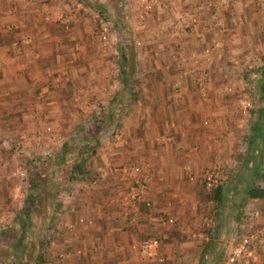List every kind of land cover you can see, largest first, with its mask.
<instances>
[{
	"label": "crops",
	"instance_id": "obj_1",
	"mask_svg": "<svg viewBox=\"0 0 264 264\" xmlns=\"http://www.w3.org/2000/svg\"><path fill=\"white\" fill-rule=\"evenodd\" d=\"M7 1L4 5L0 0V22L4 20L7 28H10L4 31L0 29V133L20 124L30 125L37 120L33 117L38 115V111L32 110L33 104L37 103L34 93L43 98L40 102L43 109L39 114L45 113L54 122L60 106L71 108V102L74 103L76 99L71 101L69 95L65 98L56 95L53 83L55 75L66 72L70 80L65 84L71 85L73 92H93L98 81L97 64L102 59L93 43L86 41L89 35L85 31V19L72 17L73 27L68 31H62L59 27L60 18L69 14L61 0H23L20 6L24 7H21L20 13L14 12L13 5L22 0H12L13 5ZM198 1L201 4L197 10L205 15L198 12L201 17L193 24V31L167 36L164 20L171 18L172 21L168 22L171 31L178 21L174 19L173 9L160 8L157 4H151L145 20L135 27L131 38L135 46L134 58L138 60L137 69L144 80L136 88H147L153 97L143 98L141 107L127 117L126 120L133 124L131 132H123L122 141L113 150L105 149L97 154L99 162L91 165V170L99 167L97 171L100 177L80 179L81 183L75 190L74 185L67 182L70 194L63 190L44 197L45 208L30 213L31 217H36V222H31V225L30 218L23 225V222L16 220V230L9 231L7 229L13 226V220L18 217L25 200L21 199L22 194L17 201L11 193H7L11 186L10 179H6L8 166L3 163L0 154V222L6 220L4 226L1 227L0 223V246L12 248L11 258L7 259L9 264H22L19 260L22 250L30 246L37 249L36 242L44 239L54 227L47 255L51 264H163L156 258L159 244L144 256L129 247L131 242L146 236L157 235L170 243H173L171 241L175 235L181 237L169 223L161 225L159 215L165 217L172 214L196 231L201 228L205 230L202 238L178 240L179 252L184 253L164 264H228L219 261L221 245L228 242L231 247L233 244L235 234L231 228L240 217L235 210L243 205L248 212L253 207L260 209L256 227L264 234V196L248 197L245 192L247 186L255 182L256 176L261 175L257 171L264 174L260 169L264 149V0L230 2L225 13H222L227 16L221 32L217 25L219 19L213 17L207 6L210 4L206 0ZM191 5V0H175L172 7L182 11L190 9ZM46 12H49V19L44 20L43 14ZM209 28L212 30H207ZM216 36L222 40V46L214 48ZM135 40L139 42L137 47ZM177 41L189 58L197 53L200 57L215 59L213 67L206 70L211 79H220L222 74L230 71L232 66L227 63V57H239L238 62L251 57L255 66L250 69L251 82L255 89L251 122L247 129L244 127V132L224 138L201 125L200 119L206 112L224 114L226 111L224 116L228 119V110L224 103L214 106L200 102L195 96L191 77L175 87V73L180 69L179 53L177 48H173V42ZM135 49H138L137 53ZM3 64L6 69L2 67ZM119 79L121 81L120 76ZM233 82L242 85L241 80ZM208 83L211 86L210 81ZM121 87L124 91L122 84ZM144 96L147 97V93ZM113 101L110 104H115ZM109 115L112 116V113ZM232 142L234 146L242 144L240 157L236 159V166L228 167V173L221 179V182H226L227 189L218 220L212 223L208 221L206 212L200 209L202 198L198 190L202 169L207 165H224L223 159L230 151L233 152L230 150L234 147ZM191 144L197 147L191 150ZM122 161L139 163L137 175L141 181L136 184V199L127 194L136 173L132 170L133 165L122 171L123 165L119 163ZM259 180L263 186L261 176ZM230 193L232 205L226 197ZM169 200L173 201L171 206ZM236 200L240 205L235 208L233 202ZM146 201L149 203L146 204ZM20 203L22 206L15 209ZM67 223H72V226ZM35 233L37 236H34ZM206 244L209 248L202 254ZM59 252H63V255L60 256ZM261 252L264 257V249ZM23 264H33V261L24 259Z\"/></svg>",
	"mask_w": 264,
	"mask_h": 264
},
{
	"label": "rangeland",
	"instance_id": "obj_2",
	"mask_svg": "<svg viewBox=\"0 0 264 264\" xmlns=\"http://www.w3.org/2000/svg\"><path fill=\"white\" fill-rule=\"evenodd\" d=\"M7 0H2V3L6 5ZM12 0L7 1L10 4ZM35 1V0H31ZM96 1H101L106 5V10L100 8L99 5L96 4ZM150 1V0H147ZM192 5L190 9H185L182 11H176L172 5L175 3V0H156L151 2V4H157L160 8H171L173 9L174 19L178 21V23L172 29H168V22L171 18H167L164 20V31L169 37H173L174 33H187L188 31H193V24L200 19L201 10L199 9V5L201 4L198 0H191ZM205 1V0H204ZM233 0H230L232 2ZM260 1V0H258ZM24 1H20V3H16L13 5L14 12L20 13V6ZM63 4H65V8L68 9L69 14L65 17H61L59 23L62 28V31L71 30L73 27V18L72 17H81L86 20V29L89 37L86 39L88 43H93L96 49L101 53L102 59L98 66V81L95 82V89L93 92H73L70 90L69 84H65L69 78L66 72H61L59 75H55L56 78L53 80L55 85V93L59 98H65V96L69 95L70 100L76 98L73 106L66 107L64 105L60 106V111L56 112V120L51 122L49 117L45 115V113H40L43 109L40 105L43 99L41 95H37L34 93L35 99L37 103L34 105L32 110L38 111V115H35L33 118L37 119L33 121L30 125L23 124L15 126L14 128H10L8 132L0 133V154H2L3 163L8 166V171L6 173L9 181V191L7 193H11L12 197L14 196V200H20V194H22L21 199L25 200V196L28 192V185L30 184L33 178H37L41 176L45 178V182L47 178H49V174L53 177L54 183H58L57 185L64 182L65 178H67L68 170L70 168L69 160H60L59 162H55V152L59 148V146L65 142H77V140L81 137L79 135V131L76 128L80 125H83V129L85 133H93L96 136L95 141L92 140L93 152H86V159L84 163L85 173H78L71 181L70 184L78 187L81 183L80 179L83 180L85 177L92 179L100 177L97 170H91V165H97L98 156L97 154L101 150H113L116 147V144L121 140L123 132L130 131L133 127V124L130 123L127 117L133 114L136 110L141 107L143 103V98H152L150 96V91L145 89H140L137 87L139 82L142 80V75L139 74L137 69V58H134V47L132 42V34L135 31V27L139 26V23L145 20L148 15L149 8H145L144 5L139 1L134 0H61ZM208 8L211 10V14L215 19H219L218 22L219 30L222 29L225 24L226 14L225 9L228 8L230 2L226 5H217L215 0H206ZM25 5V4H23ZM124 6V7H123ZM141 8H140V7ZM248 6V4H246ZM123 7V9H122ZM208 10V11H210ZM43 13V11H42ZM49 12H46L44 15V20L49 19ZM41 14V16H43ZM205 15V14H201ZM47 16V17H45ZM203 17V16H202ZM46 18V19H45ZM217 19V20H218ZM102 21L109 22L107 23V37L102 39L100 37V23ZM172 21V20H171ZM180 21V22H179ZM1 23V22H0ZM170 23V22H169ZM10 25V24H9ZM7 28L5 22L0 24V29L3 31ZM7 28L6 30H9ZM207 30H212L211 28ZM214 30V29H213ZM219 32V31H218ZM221 32V30H220ZM215 43V44H214ZM139 42L135 40L136 47ZM171 44V43H170ZM214 48L222 46V40L219 36H216L213 40ZM127 45L130 49H127ZM172 45V44H171ZM174 45V46H173ZM173 48H177V52L179 53V70L175 73L174 85L175 87L179 86V83L186 78L191 77V83L194 88L195 96L199 99L200 102L206 103L208 105L213 104L214 106H218L221 103L227 108L228 119L226 118L225 113L219 114L214 113L212 111L206 112L202 115L200 119V123L203 126L209 127L212 131L219 133L220 136H224V138H228L231 134L244 132L247 127H249L251 122V111L253 106V92L255 86L251 82L252 73H250V69H254V62L251 57L247 56L243 61L238 62V58L229 56L226 58L228 64H231L232 68L226 74H222L220 79L210 78L209 73H207V68H212L214 63V58L212 57H200L195 53L194 56L189 58L185 52V49L181 46V44L177 42H173ZM212 46V44H211ZM126 51V57L129 61H131L129 66V74H130V82L127 84L128 89L127 92L122 90L121 81L119 79L121 66V53L123 50ZM147 50V48H144ZM136 53L138 49H135ZM129 51V53H128ZM158 54V51H156ZM185 52V53H184ZM155 54V53H154ZM131 59V60H130ZM225 61V60H224ZM6 69L5 64L2 65ZM6 74L11 75L7 71ZM31 75V73H30ZM133 77V79H132ZM241 80L242 85L235 84L233 81ZM210 85L209 86V82ZM214 81V82H212ZM141 86V85H139ZM118 93H117V92ZM144 93H147V97L144 96ZM72 94V95H71ZM74 96V97H73ZM31 97V96H30ZM114 100L115 104H110V102ZM117 99V101H116ZM43 101V100H42ZM61 101V99H60ZM119 101V105L117 102ZM246 102L247 104L243 107L242 103ZM243 107V108H242ZM44 109H47L45 107ZM243 109V111H242ZM216 111V110H214ZM112 113V116L107 115V113ZM106 115V116H104ZM249 117V118H248ZM104 119H108V122L102 128V123ZM204 120H207L204 123ZM246 122V124H245ZM247 126V127H246ZM44 130H43V128ZM246 129H245V128ZM245 129V130H244ZM244 130V131H243ZM37 132V133H36ZM47 132V133H45ZM23 134L22 136H19ZM39 136V143L36 144L35 136ZM243 138V137H242ZM229 144V143H228ZM235 144V143H234ZM130 145H132L130 143ZM233 145V142H232ZM234 146V145H233ZM197 147L195 144H191L189 149H193ZM234 148V149H233ZM242 148V144H237L234 147H231L230 150L233 152H229L227 157L223 159L225 160L224 165H219L217 168L220 169V173L226 175L228 173V167L236 166V159H239L240 152L239 150ZM228 151V150H227ZM226 152V151H224ZM68 155V153H67ZM239 156V157H238ZM235 160V161H234ZM138 161H127V162H119L120 165H125L126 167H130L135 165ZM139 165V163H137ZM232 164V165H231ZM119 165V166H120ZM99 166V164H98ZM260 169L264 173V149L260 159ZM97 167V166H96ZM212 167L211 165H207L203 167L204 169ZM16 169H22L24 171V175L19 176L12 173V171ZM96 171V172H95ZM95 172V173H94ZM260 176H256L255 182L259 183ZM227 189L226 182L224 183ZM264 184V183H263ZM76 185V186H75ZM78 185V186H77ZM58 187V186H57ZM198 195L202 198V209L206 212V216L209 222H215L218 220V212L215 214L214 203L206 197L207 191L210 189H205L201 185L199 186ZM39 192H41L40 188H36ZM65 191V190H64ZM68 191V190H67ZM78 191V189H77ZM77 191H74L77 193ZM73 192V194H74ZM229 192V191H228ZM57 193L56 188L54 190V194ZM41 194V193H40ZM19 195V196H18ZM42 197H47L43 193ZM229 199V203L232 205L231 193L226 195ZM183 200V199H182ZM13 201V200H12ZM173 202V201H172ZM171 200L168 201V204L172 205ZM16 203V201H14ZM13 203V204H14ZM23 203V202H22ZM16 205V208L22 206ZM228 203V205H229ZM233 207H237L240 205L238 201L233 202ZM227 205V203H225ZM219 209V208H218ZM19 210V209H18ZM235 210V209H233ZM260 209L254 208L248 212L246 207L243 205L238 207L235 211L239 213L240 217L235 220L234 226L231 228L234 232V239H232V243L236 241V235L240 232H245L246 228L251 232L252 242L249 247L251 248L250 253L246 256L240 257L236 260V264H264V257L262 256V250L264 249V234L258 231L259 228L256 227L257 218L260 216ZM15 211V210H14ZM256 211V213H254ZM18 214V212H15ZM19 215V214H18ZM171 215L174 218V215ZM30 223H34L36 217H31ZM29 218V219H30ZM6 221V220H5ZM14 224L12 227L8 228L16 230L17 221L14 218ZM8 222V220H7ZM159 222V221H158ZM31 223V225H32ZM160 223V222H159ZM172 227L178 232L179 236L173 237V243L165 242L160 239L159 236V249L156 252V256H163L162 262L170 261L172 258L175 260L184 252H179L178 244L181 239H185L186 237L194 238L201 237L202 233L204 234L205 230L202 228L199 230H194L190 225H188L184 221H178L174 218L173 223H169ZM164 226V224H161ZM180 226L185 228L186 232H182L180 230ZM54 227V226H53ZM56 227L51 229L50 232H47V236L37 243V249L31 248V246L22 250L21 259L19 260L24 263L25 260L34 259L33 255L39 254L40 264H43L45 260L49 257L47 256L49 253V242L52 241L53 233ZM6 230V231H7ZM25 232V231H24ZM191 232H194V235H191ZM208 232V230H206ZM22 234V233H21ZM20 234V235H21ZM5 235L8 234L5 232ZM199 238V239H201ZM229 238V237H228ZM187 239V238H186ZM196 239V238H195ZM198 239V238H197ZM38 240V239H37ZM177 240L178 242H175ZM205 241V239H203ZM177 243V246H176ZM208 243V242H206ZM228 242H224L221 245V254L219 257V261L225 262L226 257L228 255V251L230 250V246H228ZM228 246V247H227ZM232 246V245H231ZM197 249V248H196ZM11 247L0 246V262L3 264H9L8 258L10 257ZM196 253V251H195ZM192 257V255H191ZM187 259V258H185ZM39 260V259H37ZM200 260V257H199ZM238 261V262H237ZM163 263V264H164ZM225 264V263H224ZM229 264V263H228ZM230 264H233L230 263ZM235 264V262H234Z\"/></svg>",
	"mask_w": 264,
	"mask_h": 264
},
{
	"label": "trees",
	"instance_id": "obj_3",
	"mask_svg": "<svg viewBox=\"0 0 264 264\" xmlns=\"http://www.w3.org/2000/svg\"><path fill=\"white\" fill-rule=\"evenodd\" d=\"M96 4L100 6L101 9L106 10V5L101 1H96ZM127 49H130V47L127 45ZM127 49L121 53V66L122 69L120 71V77H121V84L126 89L127 92L128 86L127 84L130 82V74H129V66L131 61L127 59V57H130V54L126 57V51ZM129 53V51H128ZM131 60V59H130ZM133 79V77H132ZM110 113L108 112L107 115ZM106 116V115H104ZM107 117V116H106ZM108 122V119H104L102 123V128L104 125ZM83 125H80L76 128L77 131H79V135L81 136L77 142H63L57 151L55 152V162H59L60 160H69L70 161V168L68 170V174L66 175L67 178H65L64 182L61 184L56 185L54 183L53 177L49 174V178H47L46 183L45 178H43L40 174V176L37 178H33L31 180L30 184L28 185V192L25 196V203L24 206L21 207L18 217H16V220L18 222H23V225L28 222L30 218V213L32 210L35 212H38V209L45 208V199L41 196L43 193L46 195H52L55 188L56 191L61 193L63 190H68V184L67 182H70L75 176H77L78 173H85L84 163L86 159V152L91 151L93 152V145L92 140L95 141L96 136L93 135V133H85ZM261 141V140H260ZM68 153V155H67ZM258 174H261V178L264 181V174L260 173V171H257ZM58 186V187H57ZM36 188H40L41 192H39ZM226 187L223 182H220L213 186L210 191H207L206 197L213 201L214 203V209L215 214H217V210H219L223 205V197L225 193ZM64 192V191H63ZM246 194L248 197H263L264 196V185L261 186L260 183L253 182L252 184L248 185L246 190ZM41 193V194H40ZM219 208V209H218ZM20 216V218H19ZM34 236H37V233L34 234ZM37 240V239H36ZM209 246L206 244L202 250V254L208 250ZM202 256V255H201ZM33 258L31 260L33 261V264H40V258L41 256L39 254L33 255ZM39 259V260H37Z\"/></svg>",
	"mask_w": 264,
	"mask_h": 264
},
{
	"label": "built area",
	"instance_id": "obj_4",
	"mask_svg": "<svg viewBox=\"0 0 264 264\" xmlns=\"http://www.w3.org/2000/svg\"><path fill=\"white\" fill-rule=\"evenodd\" d=\"M139 2H141L145 8H149V5L151 2H154L156 0H138ZM217 5H226L228 4V2H230V0H215ZM107 23L109 22H105L102 21L100 23V27H101V31H100V37L102 39L106 38L107 36ZM247 103L244 102L242 103L241 106H245ZM242 107V108H243ZM243 111V109H242ZM207 120H204V123ZM37 133V132H36ZM23 134H20L19 136H22ZM35 140H36V144L39 143V136L36 135L35 136ZM129 167L126 166H122L121 170L122 171H126L128 170ZM132 170L136 173V175H134L135 177L132 178L131 180V190L129 192H127L128 197L132 198V199H136L137 198V193H136V184L139 183L140 177L137 175L139 173V166L137 164L132 166ZM13 174L15 175H19L22 176L24 175V171L22 169H16L14 171H12ZM223 177V174L220 173V169H218L217 167H208L206 169H204L203 173H202V177H201V183L202 186L205 189H211L213 186H215L216 184L221 182V179ZM135 188V189H134ZM71 192L68 191L67 194H70ZM149 202L146 201V204H148ZM254 213H256V211H254ZM158 220L165 224V223H173L174 222V218L169 215V216H163V215H159L158 216ZM2 221V220H0ZM6 222V221H5ZM5 222H0L2 223L1 227L5 225ZM4 223V224H3ZM68 226H72V223H67ZM180 230L182 232H186L185 228H183V226H180ZM191 235H194V232H191ZM236 241L232 244L229 253L226 257V262H233L235 259L246 256L250 253L251 248L249 247L250 243L252 242L251 239V232L249 231L248 228H246L245 232H240L239 234L236 235ZM159 244V239L156 236H146V237H142L140 239H138L137 241L131 242L129 244V247L132 251L138 253L139 255H147L149 254L151 251H153V249ZM59 255L62 256L63 252H59ZM157 260L162 261L163 260V256L158 255ZM0 264H3L2 262H0ZM43 264H51L50 260H45L43 262Z\"/></svg>",
	"mask_w": 264,
	"mask_h": 264
}]
</instances>
